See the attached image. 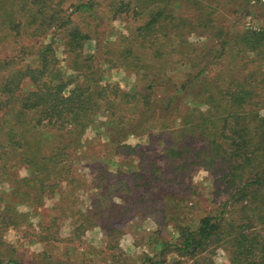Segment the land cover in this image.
Here are the masks:
<instances>
[{"label": "rangeland", "instance_id": "1", "mask_svg": "<svg viewBox=\"0 0 264 264\" xmlns=\"http://www.w3.org/2000/svg\"><path fill=\"white\" fill-rule=\"evenodd\" d=\"M79 1L86 0H2L0 19H4L5 22L0 25V83L6 78L14 79L16 75L24 72L27 60L31 59L32 52L38 45L51 41L57 61L52 66H48V73L37 78V80L40 79L38 82L49 81L58 74L64 79L72 76L73 78L69 79L71 81L76 79L78 83L76 93L83 95L87 94L84 91L86 88L90 92L103 90L104 95H110L113 86L117 85V92L124 95L120 98V103L114 104L118 109L115 112L122 115L128 122V119L138 112L137 105L142 99L140 86L156 79L150 97V101H155L172 87L171 82L178 84L191 78L197 71V68L193 70L187 62L171 64L182 55L178 52L179 49L186 51L189 47H195L197 53L192 54L195 56L198 53L202 54L204 49L211 48L206 56L210 59L212 52L219 53V42L225 34L246 27L252 30L264 29V14L261 8L264 0H248L243 12L240 11L246 0H176L175 3L170 0L166 8L170 11L164 12L163 15H176L186 19L187 23L185 26L176 20L162 21L161 26L146 35V38L149 37V41L155 46L154 50L161 51L160 53L150 50L151 47L134 37L136 34L134 28L147 21L146 14L155 5L154 0H144L140 10L139 0H93L96 2L93 6L96 15L72 12V5ZM23 3H30L31 10H22ZM126 3L129 5L124 6ZM207 3H212L213 7L208 8ZM134 7H137L140 13L138 18L134 14L136 11ZM34 17L37 19H33ZM49 17H52L56 24L68 18L71 21L58 29L44 26L37 28V22ZM199 19L212 23V26H203V22L199 24ZM212 19L214 20L211 21ZM34 21V24H29ZM220 22L222 27L217 26ZM5 24L8 26L6 29L3 28ZM72 27L88 35L79 39L82 48L78 53H71L68 44ZM230 47L229 43L221 60L228 90L224 100L225 112L228 108H232L233 103L230 97L233 95L236 81L239 85H245L247 80L254 78L255 82L250 90L253 89L255 92L264 90V74H261L264 63H260L262 65L259 68L256 64L241 62L240 58L239 64H243L239 67L240 72H237L234 65L237 52L230 51ZM250 55H246V59H250ZM251 72L254 76L250 75ZM28 83L23 84V91L29 88ZM163 83L166 84L167 89L156 85ZM71 85L69 87H72ZM21 92L17 91V94L21 95ZM94 92L90 96L92 103H95L91 110L93 123L81 136H69L67 127L63 128V126L61 130L52 122L47 123V126L42 124L35 126L37 114L34 111H30L31 113L20 111L18 104L13 100L4 108V119L12 118L11 121H16L11 130H15L14 133L5 137V143L10 141L12 148L9 146L3 148V153L0 155V254L5 264H141L144 259L147 263V257H154L153 260L157 264L158 261L159 264H176L174 254L168 255L166 261L163 257L159 258V255H153L148 237L158 234L172 239L175 233L169 223L170 217L176 216L173 213L176 209L178 214L181 213L179 219L184 222L196 219L207 212H214L227 201L230 189L221 186L219 180L228 179L229 176L238 173L235 166L239 163L236 160L241 159L239 155H226L223 160H215L217 165L215 164V169L211 170L208 168L210 154L207 152L209 158H206L199 150L200 146L207 147L212 139L210 136L203 138L200 137V133L195 132L193 137L192 133L187 131L185 138L176 131V128L166 129L164 134L157 135L155 129L160 125L154 116L149 119L148 136H128L125 143L130 147L125 151L129 152L131 147L136 145H145L150 137L163 138L170 145L173 142L178 143V151H182L180 156L170 160L158 159V156L150 158L154 163L152 167H157L160 172L169 173L166 178H174L171 180L176 183L170 190L164 189V191L158 188L163 201L158 203V207H164L170 212L169 218L155 221L158 211H154V217L152 213L145 214L140 210L144 203H139L140 200H138L134 204L135 216L132 219L126 221L122 219L117 222H115L116 218L112 220V225L120 227V234L107 237L106 232L100 227L76 230L78 221L75 219L78 216L70 218L68 215L72 210L66 209L63 212L60 209L59 200L61 199L58 190H55L52 197L44 196L38 200L34 198L32 193L34 188L26 180L29 172L24 157L32 153L40 155L47 152L45 146L64 145L66 148L73 149L72 151L67 149L68 151L65 152L69 154L71 172L76 175H88V179L99 173L97 169L107 167L106 159L120 157L116 154L117 150L114 149L109 135L104 132V122L109 117L102 107H97L99 103L96 104V101H103V96H97L93 94ZM256 98L262 100L259 96ZM193 105L205 107L198 102H192L190 97L183 98L177 109L180 111L178 113L182 114L185 109ZM258 111L264 114V107H260ZM178 113H174L169 119L170 126L179 125ZM6 125L9 128V125ZM247 129H249V135L256 138L257 133L253 131L251 125ZM15 141L20 143L18 149L12 144L13 142L16 144ZM196 152L199 154H195ZM83 153L87 156L93 155L94 159L78 157ZM65 158L64 154L61 159ZM137 161L130 157L125 160V163L121 162L120 166L135 169ZM127 162L132 165L128 167ZM147 166V169H150L151 165ZM130 186L137 190L134 182H131ZM117 187L120 190L123 189L120 184H117ZM69 190L70 188L65 192ZM78 193V202L76 200L75 207L85 211L89 208L90 197L81 192ZM136 194L138 198L143 196L137 192ZM73 195L74 193L67 196ZM103 197L104 195L98 196V206L101 210L107 207L106 198ZM143 197L147 199V196ZM71 198L73 197L69 199ZM112 201L116 204L120 200L116 195ZM154 202L156 206V201ZM230 204V201L226 204L228 210L239 212L238 205L229 206ZM119 207L118 205L115 210L121 208ZM59 209L63 212L60 220H56L59 229L40 231L37 223H49L53 212ZM4 223L8 224V227L3 229ZM50 233L51 238H48ZM44 235L46 238L40 239ZM209 258L212 259L211 264H229L228 254L220 246L215 247Z\"/></svg>", "mask_w": 264, "mask_h": 264}, {"label": "trees", "instance_id": "2", "mask_svg": "<svg viewBox=\"0 0 264 264\" xmlns=\"http://www.w3.org/2000/svg\"><path fill=\"white\" fill-rule=\"evenodd\" d=\"M168 1L170 2V0H154L155 5L146 14L148 16L147 21L134 28L136 33L134 37L141 39L144 45L151 47L150 50L155 52L162 53L154 50L155 46L149 41V37L146 38L151 30L161 26L162 21L176 20L182 22L185 26L187 23L186 19L179 16L163 15L164 12L170 11L166 9ZM175 1L172 0L171 2L175 3ZM143 2L144 0H139V10L142 8ZM248 2L246 0L240 12L244 11V7ZM1 3L2 0H0V5H2ZM95 3L93 0L76 2L72 5V12L96 15L93 8L96 5ZM127 5L129 3L124 6ZM26 6L28 7L26 8ZM207 7L212 8V3H207ZM134 8L136 10L134 14L138 18L140 13L137 7ZM261 8L264 14V5H261ZM22 10H31L30 3H23ZM160 16L162 17L160 18ZM70 21L68 18L66 21L62 20V23L56 24L54 19L49 17L37 22L36 26L37 28L44 26L45 28L55 27L58 29L64 24L70 23ZM4 22V19H0V25ZM201 22L203 20L199 19L198 23ZM34 23L35 21L29 24ZM221 23H217V26L222 27ZM202 25L212 26V23L206 21ZM3 26L4 29L8 28L7 24ZM87 36L80 33L78 28H71L68 39L71 53L79 52V49L82 48L79 39ZM229 43L231 44L230 51L237 52L234 60L237 72H240L239 67L243 64H239L238 59L240 58L241 62L256 64L259 68L262 65L260 63H264L263 28L252 30V28L246 27L225 34L219 42V53L212 52L210 59H207L206 56L211 48H206L202 54L198 53L195 56L192 55L194 52L197 53L195 47H189L186 51L179 49L178 52L182 55L171 64L187 62L193 67V70L197 68V71L191 78H187L178 84L167 79L172 84L169 89L165 84L167 83L166 80L163 84H156L161 85V88L168 91L166 90L164 96L155 101H150V97L156 79L140 86L141 95H139L142 99L137 105L138 112L129 118L128 122L123 119L122 115L115 112L118 109L114 104L116 102L120 103V98L124 95L117 92V85L113 86L110 95H104L103 90L92 91L97 96H103V101H96V104L99 103L97 107H102L109 117L104 122V132L109 135L110 141L114 144V149L117 150L115 152L120 157L106 159L107 167L97 169L99 173L88 179V175H76L71 172V163L68 160L69 154L65 152L73 149L66 148L64 145L45 146L47 152L40 155L32 153L24 157L29 172L26 180L34 188L33 197L37 200L44 196L49 198L52 197L55 190H58L61 199L59 200L61 202L60 209L63 212L66 209L72 210L68 215L70 218L78 216L75 219L78 221L76 230L100 227L106 232L107 237L120 234V227L112 225V220L116 218L115 222H117L122 219L124 221L132 219L135 216L133 212L134 204L138 200H140L139 203H144L140 210L145 214L152 213L154 217V211H158L155 221L159 222V219L169 218L168 215L171 213L164 207H158L160 203H163L158 188L160 190H170L173 188L172 185L176 183L171 180L174 178H166L169 173L160 172L157 167H152L154 163L150 158L158 156V159L170 160L180 156L182 151H178V143L173 142L170 145L163 138L150 137L145 145H136L131 147L129 152L125 151L130 147L125 143V139L130 135L148 136L150 131L149 119L156 117L154 119L158 120L157 122L160 125L155 129L157 135L164 134L166 129L171 128L173 130L176 128V131L180 132L185 138L187 131H190L193 137L195 132L200 133V137L203 138L210 136L212 139L207 147L200 146L199 150L206 158L211 156L208 160V168L211 170L215 169V160H223L226 155H239L238 157L241 159L236 160L239 162L235 166L238 173H234L228 179L219 180L221 186L230 189L227 201L214 212H207L196 219L184 222L179 219L181 213L178 214L177 209L173 211L176 216L170 217L171 222L169 224H171L175 233L174 237L168 239L158 234L148 237L153 255H159V258L163 257V260L166 261L168 255L174 254L176 264H211L212 259L209 258V255L213 253L216 246H220L228 254L229 264H264V114L258 111L260 107H264V90L258 92L253 89L250 90L254 85V78L250 79L251 81L246 78L245 85H239L236 81L233 95L230 97L233 103L232 108H228V111L225 112L224 100L228 90L221 60ZM53 51L51 41L39 44L37 49L32 52L31 59L27 60L24 72L16 75L14 79L6 78L0 83V155L3 153V148L8 146L12 148L10 141L6 142L7 144L5 143V137L12 132L14 133L15 130H11L16 121H11L12 118L4 119L5 114L3 112L11 100L18 104L20 111H34L37 114L35 126L41 124L47 126V123L52 122L58 129L62 130L67 127L69 136H81L84 130L92 125L91 110L95 103H92L90 98L92 92L88 88L84 90L87 93L86 95L78 94L76 93L78 89L76 79L73 80L75 84L69 79L72 76L64 79L63 76L59 77V74L49 81L38 82L40 79L37 80V78L44 75V73H48V66H52L57 61ZM248 54H251L250 59H246ZM71 69L75 70L74 67H71ZM262 73L264 74V69L261 70ZM250 75L254 76L252 72ZM26 82H29V88L23 91V84ZM70 85L72 87H69ZM17 91L23 92L18 95ZM256 96L261 97L262 100L256 98ZM188 97L191 98L192 102H198V104L205 107L201 108L198 105H193L185 109L182 114L178 113L180 111L177 109H179L181 100ZM245 106H248V108H245ZM19 110L17 112H20ZM174 113H178L177 116L180 118L177 127L169 125V119ZM6 124L9 125V128ZM249 125H251L254 132L256 131V138L249 135V129H247ZM6 127L7 129H5ZM211 127L213 129H210ZM12 144L17 149L20 145L18 142H16L17 147L14 142ZM207 152L210 154L209 156ZM64 154L66 158L61 159ZM195 154H199V152ZM78 157L94 159L93 155L87 156L84 153ZM130 157L138 160L135 169L129 167L132 165L130 162H127L129 168L126 166L121 167L120 164L125 163V160ZM149 164L151 165L150 169H147ZM131 182L136 184L137 190L131 188ZM117 184H120L123 189L120 190ZM68 188L70 190L66 193L65 191ZM78 192L90 197L89 208L85 211L75 207L76 200L78 202ZM136 192L147 196V199H144L143 196L138 198ZM72 193H74L73 196H67L72 195ZM100 195H104L103 198H106L105 205L107 207L104 210H101L98 206V196ZM116 195L120 201L115 204L112 200ZM70 197L73 198L69 199ZM154 201H156V206ZM228 201L231 202L229 206L238 205L239 212L228 210L226 206ZM71 205L73 207H70ZM118 205L121 208L115 210ZM29 206L31 207V205ZM60 209L53 212L49 223H37L40 231L44 230L45 232L50 229L57 231L59 229L57 221L60 220L63 214ZM5 227L7 228L8 224L4 223L3 229ZM45 238L46 235L40 239ZM48 238H51V233ZM153 258L147 257V263L144 259L141 264H157ZM0 264H5L1 254Z\"/></svg>", "mask_w": 264, "mask_h": 264}]
</instances>
